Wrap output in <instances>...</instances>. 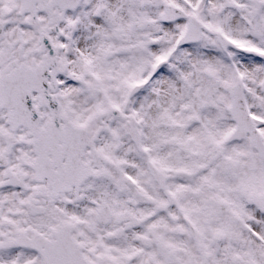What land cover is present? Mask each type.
I'll use <instances>...</instances> for the list:
<instances>
[{
  "label": "snow or ice",
  "instance_id": "obj_1",
  "mask_svg": "<svg viewBox=\"0 0 264 264\" xmlns=\"http://www.w3.org/2000/svg\"><path fill=\"white\" fill-rule=\"evenodd\" d=\"M0 264H264V0H0Z\"/></svg>",
  "mask_w": 264,
  "mask_h": 264
}]
</instances>
